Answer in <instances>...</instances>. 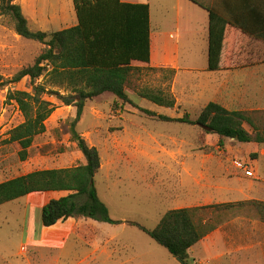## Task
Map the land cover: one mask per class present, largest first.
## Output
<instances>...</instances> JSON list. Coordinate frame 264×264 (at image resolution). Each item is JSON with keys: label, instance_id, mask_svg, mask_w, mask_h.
I'll list each match as a JSON object with an SVG mask.
<instances>
[{"label": "rangeland", "instance_id": "1", "mask_svg": "<svg viewBox=\"0 0 264 264\" xmlns=\"http://www.w3.org/2000/svg\"><path fill=\"white\" fill-rule=\"evenodd\" d=\"M126 1L149 4L154 33L159 30L168 33L175 26V0ZM15 3L20 6L31 31L50 34L76 24L72 0H17ZM191 7L199 15L200 24L190 21L192 12L182 11L179 21L188 33L181 41V57H187L188 65L196 69L170 74L139 66L125 87L132 105L105 93L86 101L76 125L77 132L99 153L101 167L93 181L99 199L113 220L136 222L153 229L167 211L209 202L207 208L201 207L194 216L195 221L205 223H201L203 231L210 230L221 220L226 221L231 211L243 208L251 209L253 216L261 221L256 208L249 203L264 202L259 199L264 198V156L257 161L261 149L257 151L229 139L220 144L217 136L205 135L198 127L160 122L141 112L143 109L170 118L188 115L196 119L213 98L210 83L217 80L214 78L217 73L206 67L201 70V37L193 36L197 26L200 31L201 15L204 17L205 13L197 6ZM43 48L42 44L17 36L8 18L0 15V76L4 81L31 65ZM45 82L37 81L39 84ZM46 88L44 99L56 109L45 122V133L34 138L25 161L18 156V145L7 142L8 132L20 125L23 117L18 106L6 97L8 91L30 92L32 85L24 78L0 88V182L33 171L84 163L82 154L70 139L76 108L63 105L55 95H66L64 89ZM145 90L172 97L174 107H159L141 98L139 94ZM224 103L228 106L227 101ZM248 114L264 130V115ZM235 161L245 163L254 176L245 178L235 167ZM245 188L252 190L242 196ZM38 197L40 194L0 206V264H81L84 248L73 251V244L69 242L63 250H55L41 240L35 210L40 204ZM225 204L232 207L221 206ZM120 225L107 247L109 253L114 252L113 258L104 260L101 256L91 264H123L124 259H135L131 264H181L136 227ZM220 241L217 235L206 240L201 260L226 253L228 248ZM229 259L226 255L221 264H229ZM187 264H198V260L189 257ZM208 264L217 262L212 260Z\"/></svg>", "mask_w": 264, "mask_h": 264}, {"label": "trees", "instance_id": "2", "mask_svg": "<svg viewBox=\"0 0 264 264\" xmlns=\"http://www.w3.org/2000/svg\"><path fill=\"white\" fill-rule=\"evenodd\" d=\"M16 1L0 0V15L8 18L17 36L42 44L44 48L31 65L21 68L10 80L4 81L0 76V88L16 84L24 78H28L32 85L30 92L7 93V100L18 106L23 117V122L8 132L7 142L17 144L20 160H27L34 138L45 133V122L56 109L44 99L48 92L46 86L64 89L66 95H55L63 105L76 108V116L70 126V139L82 154L84 163L69 168L33 171L0 182V206L30 194L66 193L63 197L49 200L42 207L41 227L49 228L69 218L91 219L110 225L124 223L136 227L173 258L187 264L189 250L206 235L195 221L194 216L199 209L167 211L153 229L136 222L111 219L93 181L101 167L99 153L76 130L86 101L109 93L122 103L133 104L125 87L137 67H149V4L122 0H72L76 24L49 34L31 31ZM188 1L209 15L207 70L217 72L228 69L232 36L237 26L213 12L203 0ZM151 70L174 74V70L170 69ZM40 79L47 82L37 83ZM139 96L159 107L173 108L175 104L172 97L160 92L145 90ZM141 112L160 122L198 127L205 135L217 136L220 144L224 139L241 144H264V130L255 124L250 114L228 110L219 103L209 102L196 119L188 115L170 118L143 109ZM245 126L252 131H247ZM249 203L256 208L264 223V202ZM221 206L232 207L230 204Z\"/></svg>", "mask_w": 264, "mask_h": 264}, {"label": "crops", "instance_id": "3", "mask_svg": "<svg viewBox=\"0 0 264 264\" xmlns=\"http://www.w3.org/2000/svg\"><path fill=\"white\" fill-rule=\"evenodd\" d=\"M203 1L213 12L237 26L232 36L229 67L226 70L215 72L217 75L214 78L217 80L210 83L213 98L209 102L222 104L229 110L264 115V0ZM124 2L128 1L125 0ZM175 5V26L168 33L163 30L154 33L150 16L149 63L151 68L170 69L174 70V73L180 70L191 71L196 69L188 65L187 57H181L183 53L181 41L184 35L188 33L184 31L179 21V18L182 17V11L192 12L193 16L190 21H193L195 25L200 24L197 21L199 15L191 7L196 5L188 0H175ZM201 11L205 13L204 17L201 15V29L199 31V26H197L194 29L195 34L193 36L195 38L201 37V65H203L201 70H205V67L207 70L209 15L207 11L203 9ZM225 101L228 102V106L224 103ZM246 145L255 148L257 151L261 149V155H258L257 161L264 156V144L248 143ZM242 152L239 150L238 153L242 154ZM255 169L258 174L257 168ZM243 175L245 176L244 172ZM252 177L245 176L247 179ZM246 181L248 182V180ZM251 190L252 188H245L241 192L242 196H246ZM36 195L30 194L26 198ZM65 195L66 193L49 192L42 193L40 194L41 197L37 198L40 204L37 205L35 210L37 212V228H41V240L54 247L55 250H63L69 242L73 244V251H77L79 247L84 248L85 250L79 261L81 264L96 263L101 256L105 257L104 260H111L114 252L109 253L107 247L115 238L113 232L118 231L121 225H110L91 219L69 218L49 228L41 227L40 211L42 207L49 200L58 199ZM259 199L264 200V198ZM209 204V202L202 205L198 203L192 207H181V209L198 208L201 210V207H208ZM196 222L200 227L201 223L205 224L202 221ZM205 232V237L189 250L190 259L198 260V264H208L212 260L217 264H221L226 255L230 258L229 264H255L258 262L264 264V223L259 221L258 217L253 216L251 209L233 210L226 221L217 222L210 230ZM215 235L222 241L220 243L228 248L227 252L224 254L221 252L213 258L201 260L205 241ZM134 257H137V255H134ZM127 260H122L123 264L136 262L135 259Z\"/></svg>", "mask_w": 264, "mask_h": 264}, {"label": "built area", "instance_id": "4", "mask_svg": "<svg viewBox=\"0 0 264 264\" xmlns=\"http://www.w3.org/2000/svg\"><path fill=\"white\" fill-rule=\"evenodd\" d=\"M234 165H235V167H236L238 170L243 171L244 174H245V176H247V177H252V176H253L252 171L247 169V166H246L245 163H242V162H240V161H235V162H234Z\"/></svg>", "mask_w": 264, "mask_h": 264}, {"label": "water", "instance_id": "5", "mask_svg": "<svg viewBox=\"0 0 264 264\" xmlns=\"http://www.w3.org/2000/svg\"><path fill=\"white\" fill-rule=\"evenodd\" d=\"M177 261H179L181 264H184V262L179 258H177Z\"/></svg>", "mask_w": 264, "mask_h": 264}]
</instances>
